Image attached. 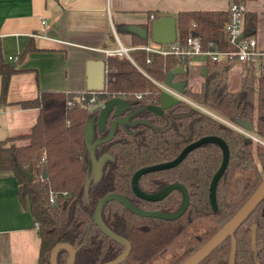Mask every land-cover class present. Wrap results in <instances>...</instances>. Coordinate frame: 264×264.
<instances>
[{"label": "trees", "instance_id": "16d2710c", "mask_svg": "<svg viewBox=\"0 0 264 264\" xmlns=\"http://www.w3.org/2000/svg\"><path fill=\"white\" fill-rule=\"evenodd\" d=\"M243 1V0H230ZM226 9H188L175 14V39L182 43L187 34H196L203 48L232 47L222 30L228 20ZM193 22V25L190 23ZM245 33H254L255 12L245 10ZM144 41V40H143ZM125 55L105 57L103 87L81 93L40 89L31 98L19 101L22 106H36L37 115L26 133L0 139V173L11 172L17 181V197L26 205L36 225L39 238L37 264H48L49 249L56 242H66L74 252L72 264H98L114 258L122 246L102 233L90 218L94 204L102 195L114 192L143 210L171 212L179 206L180 191L171 189L159 200H145L130 189V176L137 168L173 157L187 142L204 134H214L225 142L228 157L214 188L215 207L208 201V185L219 165L221 150L216 142L205 141L190 148L175 165L148 171L137 177V186L152 193L167 183H181L187 193L183 212L170 220L140 216L117 201L107 200L100 208V219L115 234L129 242V251L117 264H179L225 222L248 197L264 174V71L255 72L252 61L243 60L238 86H227V59L206 57V72L198 89L187 83L186 58L173 53H149L130 48ZM183 70L172 79H183L181 91L195 106L177 99L161 113L146 107L159 102L160 88L153 80L163 81L174 65ZM259 67H263L261 61ZM15 68L0 60V102L4 101L7 76ZM135 93H139L136 96ZM79 94L84 97L76 99ZM94 102L120 96L133 109L127 123L115 124L112 135L94 146V155L104 158L100 175L90 180L86 196L82 183L90 171V161L82 138V126L97 109L88 110L87 98ZM66 99H72L68 105ZM109 113L102 129L92 125L93 137L103 136L112 118ZM243 117L251 122L248 130L233 121ZM138 118L147 119L151 125ZM249 132L253 137L245 134ZM27 137L25 144L12 138ZM247 138V139H246ZM16 165L29 167L30 180L20 175ZM44 174V175H42ZM55 203L48 201V193ZM255 224L251 244L250 225ZM66 252L59 249L56 264H64ZM196 264H264V196L235 228Z\"/></svg>", "mask_w": 264, "mask_h": 264}, {"label": "crops", "instance_id": "0c3cea01", "mask_svg": "<svg viewBox=\"0 0 264 264\" xmlns=\"http://www.w3.org/2000/svg\"><path fill=\"white\" fill-rule=\"evenodd\" d=\"M229 1L0 0V60L15 68L7 76L4 101L0 102V139L26 133L34 122L37 107L22 106L20 100L35 96L40 89L73 93L87 90L86 62L102 59L105 73L108 54L104 48H112L117 42L128 49L159 43L150 32L154 18L175 17L178 10L225 9ZM243 3L255 12L253 35L264 52V0ZM130 25L146 27L145 35L139 30L130 31ZM168 26V21L161 23L159 36ZM186 59V80L196 90L206 56L193 54ZM241 66V61L229 62L226 81L227 86L229 79L232 81L228 87L231 90L238 86ZM27 141V137L12 138L17 145ZM38 248L36 225L17 197L15 176L0 173V264H37Z\"/></svg>", "mask_w": 264, "mask_h": 264}, {"label": "water", "instance_id": "95a60500", "mask_svg": "<svg viewBox=\"0 0 264 264\" xmlns=\"http://www.w3.org/2000/svg\"><path fill=\"white\" fill-rule=\"evenodd\" d=\"M164 21L169 22V26L167 30H164L163 36H159V27L161 23ZM130 31H142V36L145 35L146 27L138 26V25H130L128 26ZM150 32L152 38L159 42H168L172 41L175 38V28H174V17L168 15H160L154 18L150 22ZM104 62L102 59H90L86 62V77H85V87L87 90H99L103 86L104 82V71H103ZM181 64H176L171 67L164 75L163 82L170 85L171 87L175 88L178 91L183 90V79H172L173 73L181 72ZM201 74L205 73V67H201ZM178 98L173 96L172 94L160 90L159 93V102L158 103H149L146 107L155 113H161L162 109L169 105L170 103L176 101ZM88 110H95L97 109L96 116L89 115L82 126V138L85 149L87 150L88 158L90 161V171L86 173L83 183H82V190L84 197L86 196L87 186L90 180L95 181L98 179L100 175V169L102 166V162L104 158L109 157V153L101 152L98 155H94V146L96 143L106 140L112 135L113 129L115 124H123L128 122L129 116L132 114L133 109L127 110L124 114L122 111L127 109L128 104L124 98L120 96H112L106 98L104 100H99L89 105H83ZM111 113L113 116L109 121L107 132L101 137H93L92 135V125L93 123L97 125L99 129L103 128L105 119L107 115ZM139 121L147 123L151 125V123L145 118H138ZM235 123L246 128L248 130H253V126L250 121L243 117H235L233 119ZM247 139V138H246ZM205 141H213L218 144L221 150V158L219 161V165L214 171L213 175L211 176L209 185H208V201L212 208L215 207V200H214V188L215 183L221 172L225 167V163L228 157V150L225 142L219 136L214 134H204L201 135L186 144H184L179 151L171 158L151 163V165L141 166L134 170V172L130 176V189L132 193L142 199L145 200H159L164 195H166L171 189H178L180 191V203L177 209L171 212H161L157 210H143L140 208L135 207L131 204L125 197L120 194L109 192L97 199L94 204L93 212L88 219L87 225L92 221L98 229L104 233L106 236L117 242L122 246V250L112 259L101 262L98 264H117L121 262L129 251V242L109 230L101 221L100 219V208L101 206L110 199H113L120 203L125 209L128 211L140 215V216H149V217H158L161 219L170 220L177 216H179L186 207L187 204V193L184 186L178 182H170L162 186L155 192L147 193L143 192L137 186V177L145 172L154 171L164 168H169L175 165L182 156L192 147L200 144L201 142ZM17 172L25 177L27 180H30L31 175L29 173V167L22 168L19 165H16ZM44 175V174H42ZM264 196V174L260 178L256 187L252 190V192L248 195V197L241 203V205L234 211V213L225 221L223 224L211 235L209 236L199 247H197L194 251H192L189 255H187L179 264H196L199 262L212 248H214L220 241L224 238L231 236L235 228L246 218V216L252 211V209L256 206V204L261 200ZM254 233H255V224L252 223L250 225V242L253 244L254 242ZM78 244L76 247H72L70 244L66 242H56L54 245L51 246L48 252L47 261L48 264H56L55 263V255L57 250L63 249L66 252V258L64 264H72L74 252L77 249Z\"/></svg>", "mask_w": 264, "mask_h": 264}, {"label": "built area", "instance_id": "2783aa9c", "mask_svg": "<svg viewBox=\"0 0 264 264\" xmlns=\"http://www.w3.org/2000/svg\"><path fill=\"white\" fill-rule=\"evenodd\" d=\"M225 9L228 11L229 17L228 20L222 24L221 28L225 32L228 41L232 44V47L230 48H203L200 45L198 36L192 33L187 34L182 43H179L174 38V40L168 42L144 43L137 45V47L142 48L147 52L145 60L149 59V53L169 52L173 53L177 58L181 59L193 54H202L210 59L223 58L227 59L228 61L238 60L241 62L243 60L254 62L258 59L259 61H261V56L264 52L259 47H257L253 33H245L243 29V15L244 11L246 10L243 1H229ZM190 24L193 25V22H191ZM128 48L129 46H125L120 42H117L116 46L112 48H104V53L125 55L126 57L131 59L128 54ZM153 81L160 88V90H164L177 97L178 99H183L195 106L201 107L198 104L190 101L185 95H183L182 92L176 90L165 82L158 80ZM135 95L139 96L140 94L135 93ZM83 97V94H79L76 99L78 100ZM87 100L88 105L94 103V96L90 95ZM66 103L68 105H71L73 104V100L66 99ZM241 130L248 136L253 137L246 130ZM48 201L51 203L56 202L55 196L51 192L48 193Z\"/></svg>", "mask_w": 264, "mask_h": 264}, {"label": "rangeland", "instance_id": "374dc122", "mask_svg": "<svg viewBox=\"0 0 264 264\" xmlns=\"http://www.w3.org/2000/svg\"><path fill=\"white\" fill-rule=\"evenodd\" d=\"M260 61L257 59L256 61H254V65H255V72H258V71H264V58L261 60V64H262V68L258 66V63ZM237 67V66H236ZM242 72V66L240 68V73ZM238 82H239V79H238ZM232 85V81L229 79L228 81V87H231ZM155 264H162V261L161 260H156L154 262Z\"/></svg>", "mask_w": 264, "mask_h": 264}]
</instances>
